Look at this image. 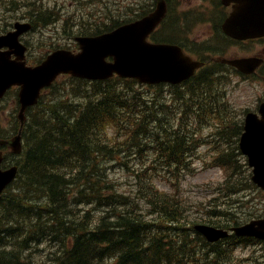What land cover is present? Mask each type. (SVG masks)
Wrapping results in <instances>:
<instances>
[{"label":"trees","instance_id":"16d2710c","mask_svg":"<svg viewBox=\"0 0 264 264\" xmlns=\"http://www.w3.org/2000/svg\"><path fill=\"white\" fill-rule=\"evenodd\" d=\"M153 6L154 1L150 0L143 13L136 10L138 13L134 11L133 15L112 22L103 31L96 26L80 33L109 32L124 22L144 16ZM170 13L168 7L166 20ZM44 16L36 12V22L44 25L54 22L50 13ZM166 20L162 29L153 34V42L185 48L187 38L182 37L185 32L175 24L165 28ZM202 50L211 51L207 47ZM193 52L197 56L199 49ZM212 63L213 67L202 68L178 86L149 87L152 93L142 99L132 89L134 81L118 78L87 82L64 77L66 82H74L67 86L70 92L65 91L66 96L54 97V86L47 90L38 105L26 111L22 132L24 148L16 158L18 176L0 202V215L7 220L6 225L0 221V264H202L210 254L224 258L236 245H264L233 235L223 242L209 244L189 223H184L178 201L162 199L157 193L148 197L156 208L152 216L161 212L166 216L146 219L140 206L118 192L108 176L107 164L125 165L116 162V154L124 151L119 146L127 144L137 148L143 144L140 151L149 147L155 157H160V162L173 170L185 168L191 146L197 141L199 126L214 120L218 122L215 128H222L216 135L228 142L229 149L216 159L217 164L228 167L231 172L223 183L224 195L255 189L249 182L248 170L241 169L242 165L247 168L246 163L242 164L245 160L237 146L241 121L234 122L225 89L219 86L226 72L233 68ZM116 83L121 86L120 90ZM175 101L183 108L179 114L174 112ZM17 110L15 105L6 127L0 126V139L17 133ZM107 125L122 128V142H114L107 136ZM10 158L6 154L4 163ZM81 207L87 209L80 210ZM208 214L207 221L216 227L229 228L244 220L223 208L211 209ZM261 217L264 216H252L248 220ZM32 245H48L53 250L43 263H38L35 257H26Z\"/></svg>","mask_w":264,"mask_h":264},{"label":"rangeland","instance_id":"374dc122","mask_svg":"<svg viewBox=\"0 0 264 264\" xmlns=\"http://www.w3.org/2000/svg\"><path fill=\"white\" fill-rule=\"evenodd\" d=\"M147 2L148 0H0V29L27 17L29 9L41 16L52 14L54 22L51 25L35 21L34 31L25 36L31 47L28 63H35L52 49L67 44L73 46L72 35L79 34L83 29L110 23L117 20L118 16H125L129 6L143 9L144 6L147 7ZM169 2L171 13L168 19H174L182 32H185L182 37L190 36L196 45L216 43L213 32L217 31V28L212 26L222 19L220 9L210 8L216 0H169ZM223 40L224 42L216 44L221 46L217 53H199L197 56L190 53L196 58L200 56L206 60L209 54L213 58H240L262 53L264 49V45L248 43L240 46ZM62 79L57 80L56 92H61L59 88L65 84ZM225 82L227 101L234 114L240 117L245 110L253 111L264 91V85L253 80H243L235 75L228 76ZM134 89L139 88L135 86ZM150 92V89H141L142 95ZM11 93L7 100L0 104L3 125H6L8 115L15 105V93ZM65 94L64 92L63 95ZM56 95L59 96V93ZM209 123L215 125L218 122ZM209 123H202L198 128V135L201 138L192 147L193 160L189 162V169L175 171L160 162V157H155L149 147L140 151L143 144H140V148L127 144L119 146L124 147L125 165L108 164L109 178L120 193L132 198L140 206L141 213L152 220L166 216L165 212L152 216L156 208L150 204L148 197L155 191L162 199L178 201V209L182 211L184 223L192 222L193 226L206 224L208 209L213 208L235 209L238 217L264 215V192L250 189L247 193L225 197L221 185L230 172L214 167V156L222 146L211 138L209 133L213 128ZM105 132L114 142L123 141L122 128L107 125ZM0 221L3 225L7 224L3 216L0 217ZM52 250L53 248L48 245H32L26 252V257L29 259L35 257L38 263H43ZM202 264H264V245L239 247L230 251V256L224 259L212 254V257Z\"/></svg>","mask_w":264,"mask_h":264},{"label":"water","instance_id":"95a60500","mask_svg":"<svg viewBox=\"0 0 264 264\" xmlns=\"http://www.w3.org/2000/svg\"><path fill=\"white\" fill-rule=\"evenodd\" d=\"M155 8L141 19L120 26L112 32L94 38H77L81 51L78 54L59 50L47 57L37 67H27L24 62L26 47L18 38L30 29L29 24H15L14 31L0 36V98L13 86L19 87L20 126L25 121V111L36 104L40 91L50 86L60 73L89 80H102L117 74L122 78H135L140 83L167 82L179 84L194 75L203 63L186 56L181 48L172 44H152L147 37L158 27L167 12L165 0H155ZM233 3L232 12L222 23V30L234 40H251L264 36V0H222ZM3 48L7 50L2 51ZM14 56L12 59L11 56ZM112 58V62H107ZM244 74H250L262 63L259 58L221 60ZM262 119L247 114L240 149L253 167L251 180L264 190V105L259 110ZM13 154H20L21 130L8 140H0ZM2 154L0 152V164ZM17 174V166L0 169V195ZM208 242L226 237V233L209 226L195 228ZM237 236L264 240V220L232 229Z\"/></svg>","mask_w":264,"mask_h":264},{"label":"flooded vegetation","instance_id":"af4514ba","mask_svg":"<svg viewBox=\"0 0 264 264\" xmlns=\"http://www.w3.org/2000/svg\"><path fill=\"white\" fill-rule=\"evenodd\" d=\"M218 4L220 6V8L222 9V12L225 13V15L229 14V12L231 11V5L230 6H225L221 3V0H218ZM1 34V33H0ZM261 41L259 43H256L255 45H264V38L258 40ZM253 42V41H252ZM254 43V42H253ZM263 53H264V49H263Z\"/></svg>","mask_w":264,"mask_h":264},{"label":"bare ground","instance_id":"6f19581e","mask_svg":"<svg viewBox=\"0 0 264 264\" xmlns=\"http://www.w3.org/2000/svg\"><path fill=\"white\" fill-rule=\"evenodd\" d=\"M172 146H173V145H172ZM176 150H177V149H176ZM177 151H178V150H177ZM82 155H83V154H82ZM88 174H89V173H88ZM88 174H87V175H88ZM11 210H12V209H11ZM7 211H8V210H7ZM85 259H86V258H85ZM75 260H76V259H75ZM75 260H74V261H75ZM79 260H82V259L80 258ZM83 260H84V259H83ZM88 260H89V259H88ZM65 261H66V260H65ZM72 261H73V260H72ZM63 262H64V261H63ZM83 262H84V261H83ZM76 263H77V262H76ZM78 263H79V262H78ZM85 263H86V262H85ZM67 264H68V263H67Z\"/></svg>","mask_w":264,"mask_h":264}]
</instances>
